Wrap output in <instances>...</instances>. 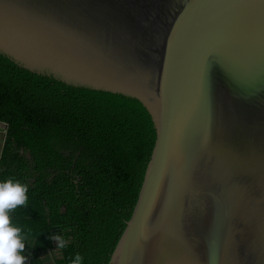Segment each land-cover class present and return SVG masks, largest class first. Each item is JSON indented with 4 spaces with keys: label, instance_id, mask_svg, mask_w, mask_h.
Masks as SVG:
<instances>
[{
    "label": "water",
    "instance_id": "obj_1",
    "mask_svg": "<svg viewBox=\"0 0 264 264\" xmlns=\"http://www.w3.org/2000/svg\"><path fill=\"white\" fill-rule=\"evenodd\" d=\"M0 53L152 117L109 264H264V0H0Z\"/></svg>",
    "mask_w": 264,
    "mask_h": 264
},
{
    "label": "trees",
    "instance_id": "obj_2",
    "mask_svg": "<svg viewBox=\"0 0 264 264\" xmlns=\"http://www.w3.org/2000/svg\"><path fill=\"white\" fill-rule=\"evenodd\" d=\"M0 182L27 187L8 212L33 263L61 232L59 264H109L157 141L137 99L74 87L0 53ZM23 252V253H24ZM21 253V254H23Z\"/></svg>",
    "mask_w": 264,
    "mask_h": 264
},
{
    "label": "clouds",
    "instance_id": "obj_3",
    "mask_svg": "<svg viewBox=\"0 0 264 264\" xmlns=\"http://www.w3.org/2000/svg\"><path fill=\"white\" fill-rule=\"evenodd\" d=\"M27 187L21 183L8 179L0 182V264H24L26 257L21 253L25 250L21 228L13 226L8 212L17 206L24 205L27 201ZM57 241V247H65V242L59 235L51 237ZM79 253L71 264H82Z\"/></svg>",
    "mask_w": 264,
    "mask_h": 264
},
{
    "label": "flooded vegetation",
    "instance_id": "obj_4",
    "mask_svg": "<svg viewBox=\"0 0 264 264\" xmlns=\"http://www.w3.org/2000/svg\"><path fill=\"white\" fill-rule=\"evenodd\" d=\"M56 235H59L61 239H63L61 232H55L54 236ZM22 255L26 257L24 264H59V260L61 258V248L57 247V241L54 239L52 247L39 253L38 263H33V261L28 258L30 254L27 255L26 251Z\"/></svg>",
    "mask_w": 264,
    "mask_h": 264
},
{
    "label": "rangeland",
    "instance_id": "obj_5",
    "mask_svg": "<svg viewBox=\"0 0 264 264\" xmlns=\"http://www.w3.org/2000/svg\"><path fill=\"white\" fill-rule=\"evenodd\" d=\"M4 130H5V126L0 123V151L2 148L3 141H4Z\"/></svg>",
    "mask_w": 264,
    "mask_h": 264
},
{
    "label": "crops",
    "instance_id": "obj_6",
    "mask_svg": "<svg viewBox=\"0 0 264 264\" xmlns=\"http://www.w3.org/2000/svg\"><path fill=\"white\" fill-rule=\"evenodd\" d=\"M4 133H5V130H4Z\"/></svg>",
    "mask_w": 264,
    "mask_h": 264
}]
</instances>
